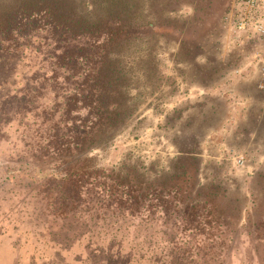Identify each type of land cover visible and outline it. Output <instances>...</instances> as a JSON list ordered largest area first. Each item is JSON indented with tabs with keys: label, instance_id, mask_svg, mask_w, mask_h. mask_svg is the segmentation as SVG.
Masks as SVG:
<instances>
[{
	"label": "rangeland",
	"instance_id": "1",
	"mask_svg": "<svg viewBox=\"0 0 264 264\" xmlns=\"http://www.w3.org/2000/svg\"><path fill=\"white\" fill-rule=\"evenodd\" d=\"M138 1L140 40L123 54L138 109L83 153L46 140L58 97L43 72L56 49L36 48L43 38L0 48V264H79L87 248L98 252L84 264H264L262 48L227 26L231 0ZM182 153L197 158L203 184L226 189L220 238L183 224V203L171 219L148 203L132 214L107 205L109 169L155 177ZM25 238L27 251L15 250Z\"/></svg>",
	"mask_w": 264,
	"mask_h": 264
},
{
	"label": "trees",
	"instance_id": "2",
	"mask_svg": "<svg viewBox=\"0 0 264 264\" xmlns=\"http://www.w3.org/2000/svg\"><path fill=\"white\" fill-rule=\"evenodd\" d=\"M139 5L138 0H0V48H21L25 43L26 48L43 38L36 48L56 49L55 68L45 70L43 76L58 97L47 110L45 122L48 145L59 153L76 150L79 154L107 141L138 109L123 54L126 44L137 45L140 40L135 26ZM62 79L70 87L67 92L57 90ZM174 159L169 170L156 172L155 177L124 166L106 171L107 201H111L107 205L117 201L132 214L138 212L134 205L148 203L150 211L161 207L171 219L182 212L179 203H183V224L217 228L218 235L212 237L220 238L231 206L221 203L227 198L226 189L199 180L201 164L194 155L182 153ZM21 243L16 246L13 240V248L27 251L26 238ZM87 249L89 253H81L93 263L98 251Z\"/></svg>",
	"mask_w": 264,
	"mask_h": 264
},
{
	"label": "built area",
	"instance_id": "3",
	"mask_svg": "<svg viewBox=\"0 0 264 264\" xmlns=\"http://www.w3.org/2000/svg\"><path fill=\"white\" fill-rule=\"evenodd\" d=\"M224 19L236 37L256 39L258 48H262L261 84L264 89V0H231Z\"/></svg>",
	"mask_w": 264,
	"mask_h": 264
}]
</instances>
